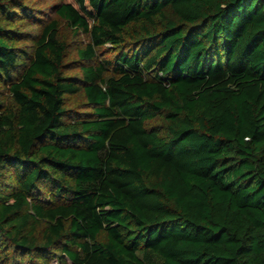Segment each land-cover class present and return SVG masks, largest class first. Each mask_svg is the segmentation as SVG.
I'll return each instance as SVG.
<instances>
[{
    "label": "trees",
    "instance_id": "trees-1",
    "mask_svg": "<svg viewBox=\"0 0 264 264\" xmlns=\"http://www.w3.org/2000/svg\"><path fill=\"white\" fill-rule=\"evenodd\" d=\"M32 2L0 0V264H264V0H52L31 36Z\"/></svg>",
    "mask_w": 264,
    "mask_h": 264
},
{
    "label": "rangeland",
    "instance_id": "rangeland-1",
    "mask_svg": "<svg viewBox=\"0 0 264 264\" xmlns=\"http://www.w3.org/2000/svg\"><path fill=\"white\" fill-rule=\"evenodd\" d=\"M22 2L26 4V3H29V0H22ZM50 3H52V0H34V2H32L31 5L33 6L34 10L35 9H38V10L34 14V17L30 16V18H26L20 23L19 30L20 31L24 30L28 32L31 36L37 35L40 32L42 23L52 18V16L50 17V15L48 16L47 14V11H48L47 7L49 6ZM158 23L155 24L156 28L159 26ZM63 39L67 43V51H66L65 57H67L68 61L77 59L76 54H75V50L77 46H80L81 48H83L85 47L88 41L84 35L82 34L73 35L72 33L68 32L65 29H63ZM118 49H119L118 46L117 47L112 46L109 43L105 44V46L101 48H97L96 54H95L96 59L94 60V63L104 61L106 58H113ZM76 65L78 64L76 63ZM71 74L79 75L78 69L74 67V69H72L71 71ZM65 103H66V107L71 108V109L75 108V109L83 110L87 108L85 95L82 90H79L78 92L73 93V95L68 96L66 98ZM2 242H4L6 245L8 244L5 240H2ZM33 264H36V262ZM48 264H58V262L56 260H52ZM67 264H70V263L68 262Z\"/></svg>",
    "mask_w": 264,
    "mask_h": 264
}]
</instances>
